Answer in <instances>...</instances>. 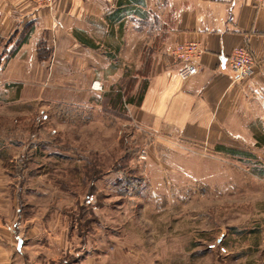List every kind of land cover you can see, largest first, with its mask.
<instances>
[{
	"label": "rangeland",
	"instance_id": "obj_1",
	"mask_svg": "<svg viewBox=\"0 0 264 264\" xmlns=\"http://www.w3.org/2000/svg\"><path fill=\"white\" fill-rule=\"evenodd\" d=\"M30 29L0 38V69L16 59L20 70L0 77V221L18 224L23 264H264V143L227 139L237 154L186 149L189 159L212 158L223 181L174 185L164 174L153 186L151 137L125 107L141 90L139 51L113 50L103 33L107 72L85 86L81 74L51 72L46 33L33 61L28 47L19 54ZM116 168L141 182L115 186Z\"/></svg>",
	"mask_w": 264,
	"mask_h": 264
},
{
	"label": "crops",
	"instance_id": "obj_2",
	"mask_svg": "<svg viewBox=\"0 0 264 264\" xmlns=\"http://www.w3.org/2000/svg\"><path fill=\"white\" fill-rule=\"evenodd\" d=\"M22 26L31 33L19 54L28 47L32 59L46 33L53 45L51 72H69L71 80L81 74L85 86L91 73L100 82L107 72L97 48L103 33L113 50L123 43L126 56L139 51L141 90L125 107L130 122L151 137L145 167L153 186L163 184L164 174L174 185L223 181L212 158L189 159L186 149L232 154L230 149L243 150L227 139L264 143V0H53L49 7L0 0V38L17 35ZM185 41H195L201 54L198 71L180 80L167 50ZM240 46H246L255 71L233 82L226 58ZM16 63L0 69L2 81L17 78ZM21 233L15 222L0 221V264H23Z\"/></svg>",
	"mask_w": 264,
	"mask_h": 264
},
{
	"label": "built area",
	"instance_id": "obj_3",
	"mask_svg": "<svg viewBox=\"0 0 264 264\" xmlns=\"http://www.w3.org/2000/svg\"><path fill=\"white\" fill-rule=\"evenodd\" d=\"M34 1L37 4L44 5H49L50 2V0ZM200 54L201 49L195 41L176 43L168 49L169 57L177 62L175 71L180 80H185L198 71ZM226 62L233 82L249 78L255 71V62L249 55L246 46L232 49L227 55ZM140 158H144L143 151L141 152Z\"/></svg>",
	"mask_w": 264,
	"mask_h": 264
},
{
	"label": "trees",
	"instance_id": "obj_4",
	"mask_svg": "<svg viewBox=\"0 0 264 264\" xmlns=\"http://www.w3.org/2000/svg\"><path fill=\"white\" fill-rule=\"evenodd\" d=\"M30 27V26H28ZM26 29V28H25ZM26 35L21 38V40L18 42V43H21V42H24L26 40ZM42 39H40L38 42H37V57L40 58L41 55L43 54L44 50L42 48H40L43 43H42ZM17 43V45H18ZM44 56V55H42ZM42 58V57H41ZM118 98L119 96L116 97L115 99V102H118ZM128 100V99H127ZM230 153L232 154H237V153H241V152H238V151H235V150H232L230 149ZM88 165V164H87ZM116 181H115V186H119V185H122L123 188L126 190L128 185H134L135 183L139 184L141 182V177L140 176H135L132 174V171L131 169H128L125 170V168H123L122 170L119 169V168H116ZM87 197V196H86Z\"/></svg>",
	"mask_w": 264,
	"mask_h": 264
}]
</instances>
